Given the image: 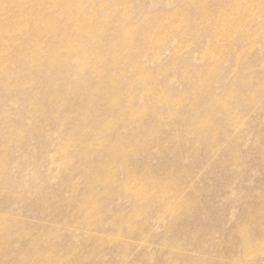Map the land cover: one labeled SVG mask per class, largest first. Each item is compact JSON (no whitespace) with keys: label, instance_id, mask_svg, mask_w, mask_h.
Masks as SVG:
<instances>
[{"label":"rangeland","instance_id":"374dc122","mask_svg":"<svg viewBox=\"0 0 264 264\" xmlns=\"http://www.w3.org/2000/svg\"><path fill=\"white\" fill-rule=\"evenodd\" d=\"M7 1L0 264H264V0H71V18L52 0ZM55 14L53 33L15 30ZM226 14L232 34L219 29ZM95 28L117 107L101 94L81 105L83 91H70L99 86L91 65L66 77L30 49L53 34L86 49ZM23 52L39 56L40 71ZM127 100L146 110L140 121Z\"/></svg>","mask_w":264,"mask_h":264},{"label":"bare ground","instance_id":"6f19581e","mask_svg":"<svg viewBox=\"0 0 264 264\" xmlns=\"http://www.w3.org/2000/svg\"><path fill=\"white\" fill-rule=\"evenodd\" d=\"M9 1L13 2L14 0H8L7 3L3 5V7L9 8L11 6V5H9ZM41 1H46V0H41ZM53 3L62 4L64 6H66L67 7L66 14H67L68 18L72 17L73 11H70V7H69L71 4V0H52L51 4L53 7H55V5ZM41 8H42V10L46 9L44 6H41ZM232 8H233V10L236 9V7H234V6H232ZM20 11H22V8L20 9ZM37 11H39V10H37ZM78 12H80V10H78ZM56 16L57 15L55 14L54 16H52L46 20H42V21H38V22L34 21L33 25L31 27H28L29 25L32 24V21L29 20L31 18H24L22 23L26 24L25 26L27 27V32L24 33V25L15 28V30L17 31V34L23 33L24 35H27V37L30 38V40H34L35 37L33 38V36H34L33 30L34 31L41 30V32L42 31H45V32L50 31L49 33H53L54 31L58 30L59 26L56 24ZM232 16H234V18H235V15L226 14L224 16L222 21L224 20L226 22L219 24L220 30H222V31L225 30L227 32L231 31V34L237 31V27L234 25V22H236V19L231 21ZM84 18H85V16L81 17V19L78 21L79 23L74 22V24H76V30H78L77 25L78 24L80 25L81 22H83ZM77 20H78V18H77ZM232 24L234 26H232ZM4 26H6L4 28V30L6 32L13 30V28H12L13 26H10V25H4ZM29 28L31 30H29ZM0 29L2 30V26H0ZM95 30H96V28H95ZM93 32L89 36H83L82 37V41L88 45V48H86V49L81 47V42L78 41L77 39H72V41H71V38H69V39L65 38L63 40L61 38L60 39L61 41L53 42L51 39L55 38L54 34H53V36H48V37H51V39L47 40V41L52 42L50 45L46 44L47 41H45L43 44L40 42L34 41L32 44H30V49H33V50L43 49L44 50V54L42 55L43 60H47V58H50V56H53V62L51 64V66L53 68H56V69H58V66H61L63 68L61 70L65 73L64 76H66V77L69 75H74V76H76V77L78 76L80 78L79 74L81 73V71L83 69H85L86 67H88L89 65H91L90 69H89L90 73L93 75H96V79H94V81H98L99 86L96 85L95 87H91L90 85L87 84V82H88V79H87L85 84L81 83V86L76 84L75 85L76 87H74L71 85L70 91L74 94H79L81 90L83 91L84 94L79 96V102L81 105L90 106L92 103H94L96 101L93 94L95 95V97L98 94H101L103 97V98H100L101 101L105 102L107 100V104L110 107L111 106L117 107L118 99L116 97H114V98L109 97V95H110L109 92L113 89H116V94L118 95L119 91H120V86H119V83L116 82V80H115L117 78H115V79L111 78V77L106 78V77H104V75L101 74L102 71L99 68V64L102 65L104 55L100 54V53L96 54L98 47H99V45L96 42V36L98 33L101 32V30L97 29L95 31V32H97L96 34ZM125 32H128V31L125 30ZM92 35L95 37L94 39H93ZM13 46L18 47L20 49V51L25 48V47L22 48L23 46L20 44V42L13 43ZM64 50L67 54H70V55L76 54L75 61H71L70 58L64 54ZM18 58L22 62L26 63L28 67L31 66L38 71L41 70L40 66L38 65V63L41 62L39 59V56H37L35 54H31L29 52H23V53H18ZM95 63H97V65ZM72 66H76L77 71H75L74 69H72V71H71ZM214 67H216V66H214V65L211 66V69L214 70L213 69ZM8 69H9V67L7 65H5L4 60H2L1 56H0V76L5 78V79H8L9 75H10V74L8 75V73H9ZM142 73L143 74L139 75L140 78L145 76V72L143 71ZM205 79H206V73L201 75V82L202 83L200 82V86H199L200 91L201 90L204 91L207 88L206 85H204L206 82H203V81H206ZM19 80L20 79H18L17 81H19ZM215 98L218 100V96H216ZM154 100H155V98H154ZM166 101H168V100H166ZM173 102L176 103V100L173 99ZM132 105H134V104L132 102H130L129 100H127V103L123 107L127 108L128 111L130 110V117H132L135 121H137V120H139V118L141 116L146 114V110L142 109V105L139 109L133 108ZM143 107L146 108V104H143ZM158 115L159 114H157L156 116L159 117ZM111 125H112V123L108 122L107 124H105V127L106 126L110 127ZM137 131L139 132V129ZM111 171H113V169ZM110 176H111V173H110ZM110 182H113V180L112 181L110 180ZM123 187H124V189L131 190V192H132V190H134L131 186L128 185L127 180L123 184ZM144 194H143L144 197H147L150 195V193H148V192H145Z\"/></svg>","mask_w":264,"mask_h":264}]
</instances>
